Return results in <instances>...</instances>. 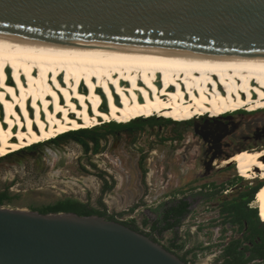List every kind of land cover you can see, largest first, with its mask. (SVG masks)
Here are the masks:
<instances>
[{"label":"bare ground","instance_id":"1","mask_svg":"<svg viewBox=\"0 0 264 264\" xmlns=\"http://www.w3.org/2000/svg\"><path fill=\"white\" fill-rule=\"evenodd\" d=\"M242 108L264 109L263 52H213L0 32V158L108 122L129 123L154 115L186 121L206 114L220 117ZM249 123L246 129L254 131L251 138L264 141L263 117ZM231 127L234 130V124ZM210 130L218 152L227 128ZM247 143L240 142L237 148H244L219 160L225 166L238 165L247 179L263 181L264 146L249 148ZM254 204L264 219V184Z\"/></svg>","mask_w":264,"mask_h":264},{"label":"water","instance_id":"2","mask_svg":"<svg viewBox=\"0 0 264 264\" xmlns=\"http://www.w3.org/2000/svg\"><path fill=\"white\" fill-rule=\"evenodd\" d=\"M0 32L264 53V0H0ZM0 264H188L120 221L0 205Z\"/></svg>","mask_w":264,"mask_h":264},{"label":"flooded vegetation","instance_id":"3","mask_svg":"<svg viewBox=\"0 0 264 264\" xmlns=\"http://www.w3.org/2000/svg\"><path fill=\"white\" fill-rule=\"evenodd\" d=\"M264 109L258 110V111H245L243 109L238 111H230L224 115H221L220 117H211L208 114L204 116H198L190 121H183V122H172L167 121L164 119H160L156 121V125H152V127L159 126L163 127L164 125H185L189 129L192 128L193 131L191 134L185 135L183 140H180V145L177 146V148H170L167 150V152L162 153V157H159L160 162V170L158 171L159 178H156L153 176L152 179L148 178L149 172L147 171V166L149 165L148 157L146 153L139 154V156L135 159L134 157L130 158V163L137 164V166L141 167V179L140 182L137 183V192L140 193V200L131 201V197L134 195V193L131 191V177H126L125 180L122 181L121 187L124 188L126 186V195L120 194V198L117 202H119L118 205L116 204H109L108 197L109 193L115 191L116 187L118 186V177L113 174V172L108 168L104 167L103 165L97 163L92 157L93 156H99L105 155L109 158V154L112 155V151H116L119 148L118 141H120L119 136L123 135V132H126L128 134H134L135 131L141 132L143 131V128L145 127L143 123L139 121H135L130 125H122L119 127H115L112 125H106L103 127L106 132L114 133L116 134L113 139L112 147H105L100 141V139L91 140L88 141V137H84L85 142H79L75 140L74 135L70 136H64L60 139L50 140L45 143H40L39 145H35L34 147H31L29 149H26L22 153H29L35 159L37 160V163L40 161V158H42L43 154L50 159L52 157L51 153L48 152L49 147L50 148H57L67 138L74 139L77 141L81 147H82V154H86L87 157L76 160L75 162H71L66 160V158L61 156L58 161V167L64 169H67L68 172H75L79 176H85V175H91L94 176L97 180H99V185L97 189V195L94 197L92 190L90 188L86 189V199H79L77 197L73 196H64L61 197L59 200L64 199H75L79 200L85 204H88L89 207L95 209L98 212L106 213V214H133L136 212H157L159 214L158 217H154L153 220L150 218L143 219V223L145 220H147V224L144 223L148 227V230H143L146 235L150 236L153 240L156 242L162 244L160 240L157 237V234L160 236H163V234L169 230H166L162 233L153 232V225L157 223L158 220L163 219L164 215H166L169 211L172 209L176 212V218L174 221L176 222L175 227L171 230H174V237L168 240L169 245H163L165 248H167L169 251L175 253L178 255L183 261H185L188 264H198L197 263V256H199L202 252L207 251H213L217 247H221L220 252L218 255H215L216 257L213 258L212 263L210 264H223L227 259H230V255L227 254L228 248L232 247L233 244H237V257L241 260H247L251 256L252 250L260 249L262 240L257 237L256 239H250L247 232V225L246 220L243 225L239 223L236 220V214L237 209L243 208L244 210H257L258 207L256 204H254L255 196L257 194L256 189L260 184H264L263 181L257 180V182H254V179H252V182L254 184L249 185L250 183H246L245 179L243 178V173L238 167V165L235 166V164L230 165H222L223 168H225L228 171V177L226 180L231 181L234 186H237L238 183H241L242 186L246 187L245 190L242 193H238L237 195H232L230 189H223L222 193L223 199L219 202L217 201V204L215 205V202L213 201L214 197H217L218 193H216L213 189L214 184L213 181H200L197 182L198 176L196 175V171L191 172L189 179H187L186 176H184L187 172L189 173L190 170L193 168L185 167L187 165H192L196 167L197 160L200 154V144L198 142L199 137L203 140V153L204 156H209L210 154L214 156H226L228 154L235 153L238 148V144L240 142L246 141L244 140V136H246V132L243 135V137L239 138L238 143L235 142V144L227 142L224 146L223 144V137L224 135H231L235 130L238 129V127L241 125V123H238L237 121L245 119L246 113H263ZM239 119V120H238ZM248 120L250 118H247ZM247 120V122H248ZM142 121V120H141ZM151 123V122H150ZM234 124V130L231 129L232 125ZM170 125V126H171ZM226 126L227 132L223 133L220 138V150L217 152L215 145L213 144L212 135H211V128H215L216 126ZM171 126V127H173ZM175 128V127H174ZM202 128V129H201ZM204 132V133H203ZM91 133V132H90ZM228 133V134H227ZM119 134V136H118ZM204 134V135H203ZM116 137V138H115ZM172 140V139H171ZM179 140H176V145L179 144ZM257 141V140H256ZM92 146V147H90ZM263 147V146H260ZM252 148V147H251ZM223 149V150H222ZM109 153V154H108ZM177 153L179 157L177 158ZM150 154V153H147ZM219 154V155H218ZM193 157V158H191ZM191 158V161L188 159ZM45 159V157H44ZM85 159V160H84ZM194 161V162H192ZM112 164L114 163L111 161ZM116 167L119 168V166L123 165V160L120 158L115 160ZM147 165V166H146ZM49 166V165H48ZM47 166V167H48ZM198 172V171H197ZM209 171H206V173ZM207 174V175H208ZM176 178V179H175ZM83 181V180H82ZM172 181H174L173 187H170ZM218 184V183H216ZM232 185V187H233ZM159 191L160 193L155 194V191ZM140 191V192H139ZM152 192H154V196L152 198L158 199V196H163L161 201L156 200V204L151 198ZM168 194L165 196V194ZM234 196V197H233ZM127 197V199H126ZM55 201V202H57ZM94 201V202H93ZM54 202V203H55ZM152 202V203H151ZM50 204V203H49ZM46 205V204H45ZM240 208H238V206ZM40 207V206H39ZM38 208V207H35ZM204 209H208L207 211H204ZM196 213H199V215H196ZM213 213H216V216L211 215ZM260 215L261 218V211L260 209L257 210V215ZM198 216H201L199 218ZM223 216V217H222ZM132 217V216H131ZM259 217V216H258ZM131 221L136 222L135 217ZM221 218V219H220ZM259 220L261 221V219ZM116 219L121 221H129L125 220L123 218ZM223 220V221H221ZM217 221H221V224L224 228H236L239 231H242L241 236H235L231 237V234L233 233L232 230H230L227 234V240L219 238L220 235L223 236V233H219L217 238L218 241L216 242H203V243H191L188 244V236L187 232L194 233L195 231L198 233L200 230H205L203 226L207 227V230L205 233L207 234L209 232V229L212 227L215 228L213 223H216ZM130 222V221H129ZM133 222V223H134ZM191 222L198 223L196 225L195 229H193V225ZM263 222V221H261ZM167 222H163V225H165ZM264 223V222H263ZM136 224V223H135ZM138 226V225H137ZM189 227V228H187ZM211 227V228H210ZM140 228V227H139ZM141 229V228H140ZM221 230L218 228V231ZM175 241L176 246L172 247V242ZM200 251V252H199ZM243 253V254H242ZM236 254V253H235ZM235 254L233 258H235ZM242 264H264V255H260L257 258H253L249 260L248 262H244Z\"/></svg>","mask_w":264,"mask_h":264},{"label":"rangeland","instance_id":"4","mask_svg":"<svg viewBox=\"0 0 264 264\" xmlns=\"http://www.w3.org/2000/svg\"><path fill=\"white\" fill-rule=\"evenodd\" d=\"M245 110L244 108H242ZM241 110V109H239ZM262 110V109H261ZM238 111V110H236ZM248 111V110H245ZM235 112V111H234ZM253 112V111H250ZM210 116V115H209ZM161 118V119H170L167 116H158L154 115V118ZM245 119L237 121L238 123H241V125L238 127L237 130H235L231 135H225L223 137V144L226 145L227 142L235 144V142L238 143L239 138L243 137V135L246 132V136H244L243 143H247V147H260L264 146V141H256L251 138L253 136V132L248 131L246 128L248 127L249 122L253 120V118H261L264 119V112L263 113H246ZM247 118H250L249 120ZM145 119V117L138 118L137 121L140 120L141 123L144 124L143 131L137 132L135 131L134 134H128L126 132H123V135L118 134L119 140L118 144L119 148L114 152L112 151V155L109 153V158L105 155L99 156H93L92 158L99 164L103 165L104 167H108L114 175L118 177V186L116 187L115 191L109 193L108 202L109 204H116L118 205L119 198L121 197L120 194L126 195V186L123 188L121 187L122 181L125 180L126 177H131L132 182L131 184V191L134 193V195L131 197V201L140 200L141 192H137V183L140 182L141 179V167L137 166V164H131L130 158L134 157L135 159L139 156V154L146 153L149 161V165L147 166V171L149 172L148 178L152 179L153 176L156 177L158 175V171L160 170V162L159 157H162V153L167 152L170 148H177V146L180 145V140H183L185 135L191 134L193 131L192 128H188L185 125H177L171 127L170 125H164L163 127L155 126L152 127V125L149 122H143L141 120ZM172 120L179 121L176 118ZM248 120V122H247ZM190 121V120H186ZM121 123V121H113L108 122L103 125L96 126L94 128H90V132L93 133L94 137H98L100 139L101 143L105 145V147H112V143L114 141L113 137L116 134H112L109 132H106V130L103 129L106 125H112V123ZM182 122V121H181ZM130 123V122H129ZM175 127V128H174ZM75 131V130H74ZM77 131V130H76ZM63 135V134H62ZM61 137L54 138L52 140L60 139ZM116 138V137H115ZM172 139V140H171ZM88 141L91 142V138L88 137ZM176 140H179V144L176 145ZM198 142L200 144V154L197 160L196 167L192 165L185 166L186 168L189 167L192 168L190 172L186 173L184 176L189 179L191 172L196 171V175L198 176L197 182L200 181H213L214 184L213 189L216 193H218L217 197L213 198V201L215 202V205L217 204V201L219 202L222 200L223 189H230L232 195H237L238 193H242L246 187L242 186V182L238 183L237 186H234L232 184V180H226L228 177V171L222 167L224 165L222 162H220V158L218 156H213L210 154L209 156H204L203 153V140L201 137H199ZM45 143V142H41ZM62 144L53 149H48V152L51 153L52 157L48 159L47 156L44 154L43 157L40 158V161L37 163V160L35 157L30 155L29 153H22L20 152L29 149L31 147H34L35 145H39L40 143L34 144L33 146H28L26 149H23L21 151H17L15 153H11L10 155L6 157L0 158V189H6L8 188L13 195H16V197L12 200L11 203L4 204V206L12 207V208H22V209H30L33 210L35 207H39L45 204L54 203L58 199L64 196H73L77 197L79 199H86V189L90 188L92 190L93 196L95 197L97 195V189L99 185V180L94 178V176H89L88 174L85 176H79L77 173L71 171L68 172L67 169L59 168L58 167V161L59 158L64 156L66 160L75 162L77 159H83L87 157L86 154H82V147L81 145L75 141L74 139L67 138L64 141L61 142ZM240 144V143H239ZM238 144V145H239ZM92 147V146H90ZM246 147V146H245ZM237 148V147H236ZM244 147L238 148L242 149ZM237 150V151H238ZM150 153V154H147ZM45 157V159H44ZM179 157L177 153V158ZM120 158L123 160V165L116 167L115 160ZM193 158V157H191ZM191 158L188 160L191 161ZM85 160V159H84ZM113 161L114 163L112 164ZM194 162V161H192ZM195 163V162H194ZM49 165V166H48ZM48 166V167H47ZM236 166V165H235ZM198 171V172H197ZM206 171H209L206 173ZM208 174V175H207ZM156 178H159L157 176ZM243 178L245 179L246 183H250L249 185L254 184L252 182V179H247L244 175ZM176 179V178H175ZM254 179V178H253ZM83 180V181H82ZM257 180L260 181V178H255L254 182ZM255 182V183H256ZM218 183V184H216ZM174 181H172L170 187H173ZM233 185V187H232ZM157 193H160L158 190L155 191ZM154 192H152V196L150 199L154 201L156 204L157 201H161L163 196H158V199L152 198L154 195ZM168 195L167 193L165 196ZM234 197V196H233ZM256 197V196H255ZM127 199V197H126ZM120 201V200H119ZM94 202V201H93ZM152 203V202H151ZM208 209H204V211H207ZM113 215V214H112ZM114 215L118 216V218L127 219L129 221L133 220L135 217L136 224L143 230H148V227L144 225L143 219L150 218L153 220V218L158 217L159 214L157 212H136L133 214H116ZM196 215H199V213H196ZM211 215L216 216V213H213ZM132 216V217H131ZM201 218V216H198ZM223 217V216H222ZM261 220H264L261 214ZM221 219V218H220ZM223 221V220H221ZM221 221H217L216 223H213L215 228L209 229V232L206 234L205 232L208 231L206 226H203L205 230H200L198 233L195 231L194 233L187 232L188 236V244L191 243H203L205 242H216L218 241V234L223 233V236L220 235L219 238L227 240L228 235L224 233H229L230 230L233 231L231 234V237L235 236H241L242 231L237 230L236 228L227 229L224 228L221 224ZM193 225V229H195L196 225L198 223L191 222ZM189 228V227H187ZM218 228L221 230L218 231ZM174 230H169L163 234V236H160L157 234L158 239L163 245H169L168 240L174 237ZM221 247L215 248L213 251H207L202 252L197 256V263L198 264H210L212 263V260L215 255H218L220 252ZM200 252V251H199Z\"/></svg>","mask_w":264,"mask_h":264},{"label":"trees","instance_id":"5","mask_svg":"<svg viewBox=\"0 0 264 264\" xmlns=\"http://www.w3.org/2000/svg\"><path fill=\"white\" fill-rule=\"evenodd\" d=\"M168 118H170V119H165V120L172 121V122H181V121L172 120V118L175 119V117H168ZM159 119L160 118H154V116H152L149 118H145L142 121L143 122H149L150 121L151 124H155L156 121H158ZM137 120L138 119L133 120L130 123H126V122L116 123V122H114V123H112V126L119 127L122 125H130ZM91 134H93V133H90L89 129H81V130L71 131L69 133H65L63 135H60L59 137L74 135L75 140H77L79 142H85L84 137H90L91 140L97 141L98 137H94ZM262 186L263 185L260 184L257 187L258 189H256V190H259ZM15 197H16V195H13V193H11L8 188L0 189V205L11 203ZM237 206H238V208H240L239 205H237ZM33 210H37L40 213L75 212L79 215L105 216L110 220L120 221L121 223H123V224L137 230V231L145 233L142 229L139 228V226H137V224H135L134 221L129 222V221L118 220V219H116V215H114V214L112 215V214H106V213L98 212L95 209L89 207L88 204H85V203H83L79 200H75V199L59 200L55 203H50V204L42 205L38 208H33ZM257 210H259V208ZM257 210H244L243 208L237 209L236 220L239 223H241V225H243L245 223L244 220H246L247 232H248L247 237H249L252 240L259 237L262 240L261 248L259 250L254 248L251 252L250 258H248L247 260H241L237 257L238 256L237 255V248H238L237 244H233V246L228 248V250L226 252L231 257H230V259H227L223 264H242L244 262H248L249 260H251L253 258H257L260 255H264V223H263L264 220H261L263 222H261L259 220L260 215L259 214L257 215ZM175 218H176V212L174 209H172L166 215H164L163 219L158 220L157 223L155 225H153V228H152L153 232L162 233L166 230L173 229L175 227V224H176V222L174 221ZM163 222H167V223L165 225H163ZM144 223L147 224V220H145ZM175 246H176V243H175V241H173L172 247H175ZM234 254H235V258H233Z\"/></svg>","mask_w":264,"mask_h":264},{"label":"built area","instance_id":"6","mask_svg":"<svg viewBox=\"0 0 264 264\" xmlns=\"http://www.w3.org/2000/svg\"><path fill=\"white\" fill-rule=\"evenodd\" d=\"M116 217H118V216H116Z\"/></svg>","mask_w":264,"mask_h":264}]
</instances>
